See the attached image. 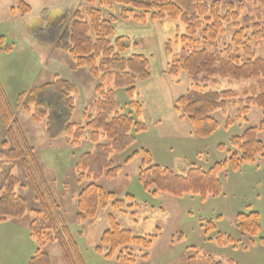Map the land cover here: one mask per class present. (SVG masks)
<instances>
[{"label": "trees", "instance_id": "obj_1", "mask_svg": "<svg viewBox=\"0 0 264 264\" xmlns=\"http://www.w3.org/2000/svg\"><path fill=\"white\" fill-rule=\"evenodd\" d=\"M83 1L88 8L84 13L75 10L69 26H65L66 19L54 25L59 34L55 36L54 44L68 53L76 70L88 69L91 78L97 82L95 91L99 99L94 104L95 116L86 110L83 114L84 124L72 122L79 90L74 83L59 76L51 82L19 93L13 104L0 81V122L5 134L0 144V224L25 219L29 212L34 214L28 230L36 252L29 264H52L49 255L42 251L49 243L58 245L67 264H85V261L61 206L52 194L36 149L18 121V114H28L35 124L44 123L46 136L52 141L62 136L68 137L72 147L79 146L86 133H90L89 141L93 148L80 156L75 167L78 182H87L76 197V220L79 223L94 220L99 210L106 209L110 203L113 208L121 210L126 206V201H134L131 195L126 200H116L115 194L106 192L97 183L102 178H117L122 166H115L112 155L126 151L136 143L138 135L149 130L141 121L143 108L136 99V86L138 82L151 79V62L142 54L128 55L131 40L116 36L115 28L120 20L146 25L167 18L185 25L186 35L178 39L183 49L170 62L166 74L171 79L186 74L191 81V89L175 102V112L189 122L196 138L208 139L221 128L214 115L218 112L225 114L229 101L242 106L238 118L246 116L252 107L262 110L258 126L249 127L232 137L227 144L217 146L220 152L226 154V158L210 169L191 167L185 175H180L167 167L154 165L146 150L135 153L125 164L136 157L141 158L139 182L145 191L176 198L191 194L206 201L222 195L220 175L227 171L239 172L244 166L264 158V142L259 139V133L264 132V58L256 54L260 52L264 55V18L261 14L253 15V7L245 10L243 3L228 2L225 5L219 0L211 4L204 0ZM246 1H253L255 9L264 12V0ZM244 10L241 17L240 13ZM105 11L109 12L107 18L103 13ZM11 14L28 17L32 14V8L25 1L16 0ZM240 20L241 25L237 23ZM227 24L235 26V29L231 43L224 49L227 54L222 58L219 51L221 46L213 52L207 48L208 44L221 41L226 35ZM166 48L167 53L173 56L171 42ZM13 49L5 37H0V55L10 54ZM217 78L237 82L258 81L263 88L261 92L253 89L248 97L249 93L245 90V97L238 99V94L233 91L210 90L209 84ZM111 86L124 89L130 100L127 102L132 109L130 113L122 112L116 91ZM232 123L233 120L227 118L225 127ZM17 166L21 167L33 192L36 207L32 210L26 200L16 194L18 189L26 187L20 177L13 175V169ZM127 208L132 209V206ZM235 219L240 232L250 238V246H264V237H259L262 227L258 212L239 213ZM109 222L110 229L104 232L101 246L96 250L102 255L104 248H107L106 260L134 263L136 259L133 255L129 253L126 256L123 250L130 249V246L145 250L152 247L154 237L134 236L131 231L122 229L113 215L109 216ZM202 227L206 233L216 230L213 221ZM180 238L182 242V236ZM216 243L220 247L239 246V241L222 233L218 234ZM191 250H195V253L188 255L180 264H224L194 247L188 249L189 252ZM227 264L234 263L230 261Z\"/></svg>", "mask_w": 264, "mask_h": 264}, {"label": "rangeland", "instance_id": "obj_2", "mask_svg": "<svg viewBox=\"0 0 264 264\" xmlns=\"http://www.w3.org/2000/svg\"><path fill=\"white\" fill-rule=\"evenodd\" d=\"M23 1L32 8V14L28 17L14 16L10 13L9 9L11 6H16V0H0V37H5L8 45L14 48L10 54L0 55L1 84L13 104L19 93L51 82L56 76L73 81L80 86L72 122L84 124L83 114L86 110L92 116L96 114L94 104L99 99L95 91L98 84L90 74L88 76L85 72H81V69L74 68L73 61L66 51L56 48L54 39L59 34L54 25L66 19L65 26H69L74 11L80 10L84 13L88 6L83 0ZM204 1L211 4L216 0ZM219 1L225 5L228 2L243 3L246 5L245 10L253 7V15L261 14L264 18L263 10H256L253 1ZM245 10L240 13L241 17L244 16ZM103 13L107 18L109 12ZM237 23L241 25V20ZM234 27L227 24L226 35L218 44H208L207 49L213 52L215 48L221 46L219 51L220 57L223 58L227 54L224 51L226 45L231 43ZM115 29L117 37L128 34L126 37L132 42L129 56L142 54L150 59L152 77L149 81H168L174 87L172 90L174 97H180L191 89V81L186 74L180 75L177 79H171L166 74L170 62L183 49L181 42H178L179 37L186 35V27L182 22H173L165 18L162 21L138 25L131 20H120ZM169 42L173 56L167 53L166 47ZM256 54L264 58L260 52ZM142 83L145 82H138L137 85L140 86ZM142 88L139 89L138 95L136 93V99L143 108L141 121L149 130L138 135L136 143L126 151L112 155L115 166H122L117 178L113 180L102 178L97 182L106 192L115 194L116 200H126V197L131 195L134 201H126V206L121 210L113 208L110 203L106 209H100L97 217L91 221L79 223L76 220V197L87 182H78L75 171L80 156L93 148L89 141L90 133H86L79 146L72 147L68 137L62 136L52 141L46 136L44 123L35 124L28 114H18V121L30 144L36 149L52 194L61 206L85 264H180L188 255L195 253V250L188 251L192 247L224 264L230 261L235 264H264V246L260 244L250 246V238L240 232L235 219L239 213L258 212L262 227L259 237H264V158H260L255 164L244 166L239 172L227 171L220 175L223 183L222 195L208 198L206 201L191 194L182 198L169 194L152 195L145 191L139 182L141 158L136 157L125 164L135 153L140 154L146 150L150 153L154 165L167 167L180 175H185L191 167L210 169L226 158V154L220 152L217 146L227 144L232 137L241 134L249 127L258 126L262 119V110L252 107L246 116L238 118L242 106L229 101L225 114L218 112L214 115L221 123V128L210 138L199 139L200 141L197 142L185 138L177 140L164 136L161 131L156 133L155 127L160 124L156 119H162L161 113L166 108V101L150 104V97L155 90L151 92L149 86ZM262 88V83L258 81L237 82L221 78L209 84L210 90L233 91L238 94V99L245 97V90L249 93L248 97L252 95L253 89L261 92ZM114 90L122 112L130 113L132 109L127 106L130 100L124 89L114 88ZM164 94L165 92L162 91V95ZM175 102L170 104L174 112ZM176 115L179 116L178 113ZM227 118L233 120L229 127H225ZM4 138L5 134L0 122V144ZM259 139L264 142V132L259 133ZM13 175L20 177L22 184L26 186L24 189H18L16 194L26 200L30 210L34 209L36 207L34 195L20 166L13 169ZM130 205L132 209L127 208ZM110 215L115 217L122 229L131 231L134 236L154 237L153 245L148 250L135 246L123 250L126 256L131 253L136 262L120 263L115 259L106 260L107 248H104L102 255L96 252L101 246L102 235L110 229ZM34 218V214L29 212L25 219L14 221L20 224L21 229L0 224V253L4 254L0 264H22L24 256L27 255L26 235L23 236L22 230L24 225ZM209 221L214 222L215 232L206 233L205 228L202 227ZM27 232L29 235L28 229ZM219 233L239 241V246L237 248L231 245L218 246L216 238ZM254 240L256 241L257 238ZM42 251L49 255L52 264H67L57 244L49 243L42 248ZM31 253L30 251L29 254ZM146 255L147 257L144 258L143 256Z\"/></svg>", "mask_w": 264, "mask_h": 264}, {"label": "crops", "instance_id": "obj_3", "mask_svg": "<svg viewBox=\"0 0 264 264\" xmlns=\"http://www.w3.org/2000/svg\"><path fill=\"white\" fill-rule=\"evenodd\" d=\"M12 7L13 6H11L9 9L10 13H11ZM67 10L68 9H65V11H67ZM118 24H119V22H118ZM126 29H124V30H126ZM118 30H119V28H118ZM127 35L128 34L125 33L124 36L126 37ZM82 71L85 72L89 76L88 70L86 71L85 69H81V72ZM70 82L77 85V83H75L73 81H70ZM79 86L80 85L78 84L77 87H79ZM146 86L150 87V89L152 90L151 92H153V90H155V93H153L150 97V104L153 102H154V104H159V103L166 101V108L164 110H162V113H161L162 119H158V118L156 119V121L159 120V122H160V124L157 127H155L156 133L161 131V133L164 136H166L168 138H172V139H177V140L185 138V139L196 141V142L200 141L199 139L196 140L197 138L194 136L189 122L186 119H181L180 116H177L176 113L174 112V110H171L172 108H170V104L172 102L174 103L175 100L177 98H179V96L174 97V95L172 94V90L174 89V87L168 81H165V80L152 81V82L147 81L145 83H142V85H140V86H138V85L136 86L137 95L139 94L138 93L139 89L140 88L143 89L142 87H146ZM162 91L165 92L164 95H162ZM140 101L143 102L141 99H140ZM186 150H188V149H186ZM3 224L6 227L13 226L16 229H21L20 224L18 222H14L13 220H10V221L3 223ZM28 225H29V222L24 225L23 230H22L24 232L23 236L26 235V246H27V255L24 256L22 264H29L30 259L32 258V256L36 252V246H35L34 242L32 241V239H30V235H28V232H27ZM4 242H6V238H4ZM5 248L8 250L7 246ZM11 248H9V249H11ZM30 251L32 252L31 254H29ZM3 258H4V254L0 253V260ZM7 258H9V257H7Z\"/></svg>", "mask_w": 264, "mask_h": 264}]
</instances>
